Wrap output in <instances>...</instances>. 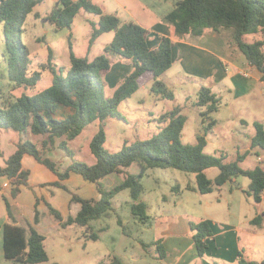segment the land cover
Listing matches in <instances>:
<instances>
[{
	"label": "trees",
	"instance_id": "16d2710c",
	"mask_svg": "<svg viewBox=\"0 0 264 264\" xmlns=\"http://www.w3.org/2000/svg\"><path fill=\"white\" fill-rule=\"evenodd\" d=\"M44 0H0V24H3L6 50L7 72L5 77L12 84L13 90L4 93L0 98V130H14L20 134L17 149L0 166V176H7L12 184L13 195L21 191V186H28L30 170L23 165L25 154L34 156L55 172L60 180L52 185L68 189L63 180L71 172L81 174L86 180L97 184L101 193L100 199L82 198L73 194V201L81 204L77 216L66 219L52 204L47 202L50 212L61 222L62 227L77 225L83 230L87 240H98L99 232L109 228L108 225L95 230L93 222L113 213V198L122 190L129 189L132 198V215L140 222H148V203L144 199L145 186L142 182L146 171L153 168H175L196 175L195 186L188 185L202 193L212 192L216 187L232 180L234 177L247 176L251 183L246 192L257 202L262 201L264 194V167L256 165L245 168L241 162L250 154V150L239 153L237 160L226 161L225 156H216L205 152L207 135L218 123L211 114L219 110L220 99L210 87L203 86L199 91L196 105L206 107L201 112L203 126L196 143H184L182 132L187 116L182 113V106H175L158 118L163 127L158 135L149 139L125 145L121 150L111 152L104 146L107 134L104 121L108 118H121L119 105L130 98L140 86V79L147 72H152L154 82L151 91L157 99H174L175 94L160 77L174 63V43L171 37L160 35L157 46L151 45L152 30L136 20L123 21L117 14L106 13L92 0H57L56 6L45 16L36 13L37 18L50 21L57 29L72 28L75 18L82 11L99 16V26L94 27L91 41L101 34L114 31L113 40L105 46L104 52L89 59L77 55L70 45V67H63L53 62L50 53L49 62L43 63V69H50L53 81L50 86L35 94L14 91L21 87L35 89L42 78L41 70L30 69L32 64L31 50L22 40V32L28 16ZM178 35L192 34L201 36L206 30L218 32L230 31L229 44L233 50H239L248 63L258 69L264 80V0H178L175 7L165 16ZM71 37V36H70ZM252 38V39H250ZM111 55H119L131 61L132 69L124 76L120 84L109 96L105 90L104 78L111 71ZM4 77V76H2ZM208 123L206 124V122ZM100 121L99 131L91 141V149L96 162L89 164L75 160L67 140L79 136L90 123ZM256 132L252 137L251 147L264 149V124L255 121ZM41 135L40 144L27 138V135ZM58 147L72 156V163L64 170L51 156L58 139L63 138ZM260 151H256L257 155ZM137 163L138 173L130 172V167ZM217 167L219 173L214 179L208 177L206 170ZM117 173L123 182L106 189L101 180L109 174ZM180 185L173 187L179 191ZM10 215V207L8 204ZM41 219L36 205L35 223ZM261 216L254 218V223L261 224ZM121 224V219L118 220ZM5 257L24 264H41L50 260L46 249V235L33 224L28 227L3 223ZM211 221L201 218L191 222V236L196 244L198 254L206 253L207 239L213 235ZM159 257H165L161 238L155 242ZM109 264H124L114 256ZM238 264H264L240 257Z\"/></svg>",
	"mask_w": 264,
	"mask_h": 264
},
{
	"label": "rangeland",
	"instance_id": "374dc122",
	"mask_svg": "<svg viewBox=\"0 0 264 264\" xmlns=\"http://www.w3.org/2000/svg\"><path fill=\"white\" fill-rule=\"evenodd\" d=\"M122 1L134 9L144 23L152 24L161 15H165L173 9L178 0H140L148 7V11H143L140 2L136 0ZM52 3V0H46L40 10L48 12ZM110 6L111 9L117 7L113 3ZM111 14H115V12ZM119 16L125 19L126 13L120 12ZM98 26L99 16L87 11H81L77 15L72 28L60 29H57L50 21L37 19L34 13L30 14L21 35L23 42L31 50L32 64L30 69L32 71L41 70L42 78L35 89L21 87L14 92L16 94L22 92L35 94L52 84V71L41 67L43 63L49 62L50 53L54 55L53 62L59 67H63L65 71L71 64V44L77 55L88 57L91 60L103 53L105 46L113 40L115 32H105L92 42L94 27ZM177 36L182 35L177 34ZM154 37H158V33H154ZM5 50L3 24H0V86L7 94L13 90V86L5 77L7 72ZM111 59L114 64L113 68L104 78L105 90L109 96L113 94L124 75L131 69L129 63L118 59V55H111ZM190 66L193 67L192 62L186 67ZM183 67V64L176 60L172 67L160 77L174 92V99H157V96L151 91L154 80L150 79L148 75L142 76L138 90L118 107L122 117L108 118L104 121L107 134L104 146L107 150L119 151L125 145L158 135L164 125L158 121V118L162 113L170 111L178 105L183 107L182 113L187 116L182 140L184 143H196L200 128L203 126L201 112L206 109V107L197 106L196 102L199 98L200 89L207 86L217 94L220 104L219 110L211 114L218 123L207 135L208 142L204 149L205 152L216 156H225L226 161H234L237 160L239 153L247 151L252 135L256 130L253 122L259 120L264 123V83L258 82L257 85L252 86L254 88L250 92L243 86L240 91L237 89L240 87L237 85L235 87L232 84L229 87H232L233 90L229 91L224 84L220 86L213 84L212 81L214 80H211L210 77L202 79L204 78V74H202L204 67L200 64L195 65L198 74L186 72ZM2 95L0 92V98ZM100 124V121L90 123L79 136L67 140V145L73 152L75 160L89 164L96 162V156L93 154L90 144L94 135L99 131ZM27 138L40 144L43 136L30 133ZM19 139L20 134L17 131L0 130V166H3L5 159L16 150V142ZM63 139L64 137L57 140L56 147L50 153L61 170L66 169L73 161L72 156L66 150L58 147ZM240 164L245 168H254L256 165L264 167V157L259 158L256 154H248ZM138 166L135 163L130 167V170L138 173ZM136 168L138 169L137 172ZM206 173L208 177L214 179L219 173V169L213 167L206 170ZM249 179L247 176H239L240 181H248ZM189 181L193 183L196 181L194 173L175 168L148 169L142 182L145 186V198L151 205L148 213L153 216L152 219L150 218L148 222L143 223L133 217L131 208L127 203L131 199L129 190L124 189L115 196L113 216L110 218L102 217L93 222L97 232L102 225L109 226L106 231L99 232L98 240L84 238L82 230L75 224L67 226V229L62 227L64 229L48 235L46 249L50 260L41 264H109L114 256L120 258L124 264L151 263L152 259L149 256H144L145 261H137V259L141 254H151L157 251L155 242L161 238L168 217L173 213L179 214L178 210H172L174 194L172 189L179 184L184 187ZM185 192L190 194L187 190ZM118 219H121V224ZM0 264H24L5 257L2 232L0 233Z\"/></svg>",
	"mask_w": 264,
	"mask_h": 264
},
{
	"label": "crops",
	"instance_id": "0c3cea01",
	"mask_svg": "<svg viewBox=\"0 0 264 264\" xmlns=\"http://www.w3.org/2000/svg\"><path fill=\"white\" fill-rule=\"evenodd\" d=\"M92 1L102 6L106 13L115 12L119 16L120 12H125V19L119 16L123 21L136 20L152 30L151 45L154 47L159 44L161 34L171 37L174 43V62L180 61L186 72L198 74L195 65L200 64L204 67L202 73L204 78L202 79L210 77L211 80H214L213 84L218 86L224 84L229 91L233 90L232 87H229L232 84L235 87L236 85L240 87L237 88L240 91L243 86L250 92L254 88L252 86L257 85L258 82L264 83L260 71L251 66L239 50H233L230 47V31L218 32L209 29L201 36L192 34L177 36L174 27L165 20L166 13L152 24H148L144 23L134 9L128 7L122 0ZM136 1L140 2V0ZM45 2L46 0L39 3L32 13L45 16L56 6L57 0H52V7L48 12L40 10ZM112 3L117 5L116 9L110 8ZM140 7L143 11H148V7L142 2H140ZM37 19L43 20L42 18ZM154 33H158V37L153 38ZM118 59L129 63L132 69L131 61L119 55ZM190 62L193 63V67H186ZM144 75H148L150 79L154 80L152 72ZM243 122L245 121L243 120ZM248 150H250V154L260 151V155H256L259 158L264 157V149L252 148L251 143ZM22 162L24 167L30 170L29 185H22L21 191L17 195L12 193L14 185L11 180L7 176H0V221L3 223L25 227L33 224L46 235L47 241L49 234L64 229L61 222L50 212L47 202L57 208L66 219L69 216H77L81 210V204L72 199L74 193L82 198L100 199L101 197L97 184L86 180L81 174L71 172L70 176L63 180V183L68 187V189H64L52 185L60 180L59 176L34 156L25 154ZM138 167L140 171V166ZM130 172L132 171L130 170ZM191 181L187 182L184 187L179 184V191H173L172 210H178L179 214L173 213L168 217L166 227L161 233L165 257H159V253L156 251L151 254H141L137 261H145L144 256L151 257L152 261L149 264H238L240 257L258 262L264 261V194L262 201L257 202L253 196L246 192L251 180L240 181L239 177H234L209 193L187 189L188 185L195 186L196 181L194 183ZM122 182L123 177L117 173L109 174L101 180L106 189L113 188ZM185 190L190 194H186ZM129 197L131 198L130 191ZM144 199L146 200L145 197ZM115 202L114 197L113 205ZM127 203L131 208L132 198ZM147 203L149 210L151 205L148 201ZM8 204L12 216L8 210ZM36 205L41 213L38 223H35ZM159 207L161 206L159 205ZM150 216L152 219L153 216ZM258 216H261V224H256L253 221ZM201 218L209 219L214 230L213 235L207 239L208 247L203 256L198 254L196 244L191 236V222H196ZM82 236H84L83 230Z\"/></svg>",
	"mask_w": 264,
	"mask_h": 264
}]
</instances>
